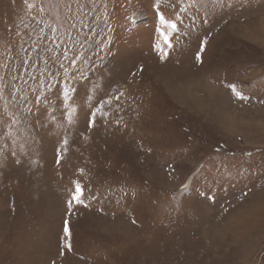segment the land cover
<instances>
[{
  "label": "rangeland",
  "instance_id": "obj_1",
  "mask_svg": "<svg viewBox=\"0 0 264 264\" xmlns=\"http://www.w3.org/2000/svg\"><path fill=\"white\" fill-rule=\"evenodd\" d=\"M0 264H264V0H0Z\"/></svg>",
  "mask_w": 264,
  "mask_h": 264
},
{
  "label": "snow or ice",
  "instance_id": "obj_2",
  "mask_svg": "<svg viewBox=\"0 0 264 264\" xmlns=\"http://www.w3.org/2000/svg\"><path fill=\"white\" fill-rule=\"evenodd\" d=\"M24 2L27 4L28 0H24ZM159 3H160V0H157V6L159 5ZM161 19H163V17H161ZM170 26H171V28L173 30H175L177 28V25L174 22H170ZM165 41H166V43H168L169 47H171V43H170V41H168V37L167 36H165ZM155 47L160 52L161 59H164L165 57H167L168 52L165 49L161 48L159 43ZM202 47H203V45H202ZM199 59H200V54L197 53V60H199ZM229 87L232 89V91L235 93V95L237 97H241L242 96V94L239 91L236 90L235 85H230ZM65 143H67V141H65ZM83 194H84L83 187L80 185L79 182H75V192L72 194L71 199L68 201L69 210H71L73 202H76L78 204H83L84 203V201L82 199ZM63 230H64L65 237L69 238L66 241V243H65V248L68 251H71L72 250V244H71V241H70L71 231H70L69 221L68 220L64 221V229ZM61 255H64V250L63 249L61 250Z\"/></svg>",
  "mask_w": 264,
  "mask_h": 264
}]
</instances>
